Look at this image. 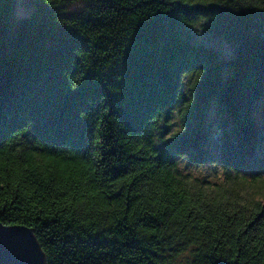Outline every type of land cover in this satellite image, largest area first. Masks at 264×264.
<instances>
[{
    "label": "trees",
    "instance_id": "obj_1",
    "mask_svg": "<svg viewBox=\"0 0 264 264\" xmlns=\"http://www.w3.org/2000/svg\"><path fill=\"white\" fill-rule=\"evenodd\" d=\"M13 3L0 221L33 227L48 264H264V0H32L12 25ZM178 157L215 160L221 179Z\"/></svg>",
    "mask_w": 264,
    "mask_h": 264
},
{
    "label": "rangeland",
    "instance_id": "obj_2",
    "mask_svg": "<svg viewBox=\"0 0 264 264\" xmlns=\"http://www.w3.org/2000/svg\"><path fill=\"white\" fill-rule=\"evenodd\" d=\"M13 15H12V25H14L16 22H18L21 18L27 16V14L30 13L32 9V0H13ZM85 6V2L78 1L71 3L67 6L69 11H79L81 8ZM199 36L197 39L201 40L203 44L207 45L210 48H213L215 50H219L218 52L223 56L224 59H230L234 51V46L231 43H228L226 41H223L217 37H209L205 35V33L199 31ZM216 105H212L210 112L208 113V120L211 123L213 132L212 135H218L220 134L224 126H219L221 121V115L216 110ZM256 116L261 123L262 121V99L259 100L256 108ZM173 126L171 130H176L179 128L178 125V116L175 112L173 114ZM167 136V135H166ZM218 140H215L217 144ZM214 144V148H216V151H214V154H218L217 146ZM177 166L181 173L189 175V176H197V177H207L212 182L219 181L221 179V172L222 169L219 166V164L215 160H208L205 163L202 164H195L189 161L185 157H178L177 158Z\"/></svg>",
    "mask_w": 264,
    "mask_h": 264
},
{
    "label": "water",
    "instance_id": "obj_3",
    "mask_svg": "<svg viewBox=\"0 0 264 264\" xmlns=\"http://www.w3.org/2000/svg\"><path fill=\"white\" fill-rule=\"evenodd\" d=\"M0 264H48L33 227L0 221Z\"/></svg>",
    "mask_w": 264,
    "mask_h": 264
},
{
    "label": "clouds",
    "instance_id": "obj_4",
    "mask_svg": "<svg viewBox=\"0 0 264 264\" xmlns=\"http://www.w3.org/2000/svg\"><path fill=\"white\" fill-rule=\"evenodd\" d=\"M215 135V134H214ZM215 139V138H214ZM215 151V150H214Z\"/></svg>",
    "mask_w": 264,
    "mask_h": 264
}]
</instances>
